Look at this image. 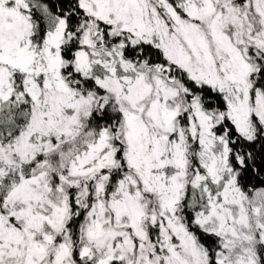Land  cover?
I'll return each mask as SVG.
<instances>
[{
    "label": "snow or ice",
    "instance_id": "obj_1",
    "mask_svg": "<svg viewBox=\"0 0 264 264\" xmlns=\"http://www.w3.org/2000/svg\"><path fill=\"white\" fill-rule=\"evenodd\" d=\"M0 264H264V0H0Z\"/></svg>",
    "mask_w": 264,
    "mask_h": 264
}]
</instances>
